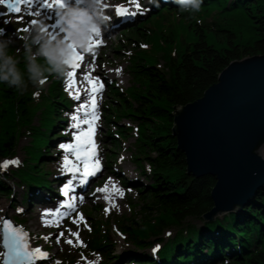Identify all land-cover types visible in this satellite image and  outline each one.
Segmentation results:
<instances>
[{"label": "trees", "instance_id": "1", "mask_svg": "<svg viewBox=\"0 0 264 264\" xmlns=\"http://www.w3.org/2000/svg\"><path fill=\"white\" fill-rule=\"evenodd\" d=\"M169 5L158 6L150 21L130 24L128 34L143 37L148 47L131 48L126 58L134 82L124 91H111L117 96L116 105H108L105 114L107 138L115 150L123 147L132 130L120 124V118L136 124L132 159L137 165L142 160L149 170L146 174L150 183L136 188L143 202L137 206L143 210L142 223L139 228L120 224L121 228L139 249L154 240L159 244L154 256L137 255L142 258L140 264H214L220 257L228 258L230 264H264V185L239 212L197 226L193 218H202L213 206L210 190L215 180L186 173L185 156L171 135L174 106L201 97L229 61L264 54V0H203L201 10L194 15L170 9ZM175 30L182 31L180 39L174 38ZM38 62L44 63L42 59ZM49 79L46 93L34 89V98L23 95L27 88L20 91L0 83L1 90L10 93L4 94L7 107L0 111V159L13 155L20 128L30 135L25 162L8 170L9 174L3 172L4 177L16 178L17 185L26 186V198L35 188H52L44 172V159L51 157L48 145L62 137L58 129L67 97L62 90L56 91L58 80L54 76ZM38 101H42L39 123L33 125V112L28 107ZM113 155L108 154L106 160L110 162ZM119 180L125 184V178ZM3 191L12 194L0 178V193ZM129 203H133L131 198ZM169 227L176 230L163 239L161 233ZM94 244L92 248L101 249L107 243L102 237Z\"/></svg>", "mask_w": 264, "mask_h": 264}, {"label": "rangeland", "instance_id": "2", "mask_svg": "<svg viewBox=\"0 0 264 264\" xmlns=\"http://www.w3.org/2000/svg\"><path fill=\"white\" fill-rule=\"evenodd\" d=\"M138 1L144 5L146 3H150V5L155 4V10H152L153 7L151 6L152 12L138 18L139 23L150 21L157 13V6H162L163 1L168 3L166 5L170 4V9L177 8L174 3L172 4V0H101V6L110 14H113L116 5L129 4L130 7H132L136 6ZM39 2L40 0H37V2L34 0L31 9L22 5L20 14L16 17L7 14L5 8L0 5V35H11L15 39L16 43L14 47L10 49V53H16L17 49L20 50L18 58L21 62L18 67L21 69V72L26 71V68L23 67L22 37L25 34V28L31 29L33 27L32 21H43L51 34L58 36L63 35L61 32V25L56 15L57 9L55 10L53 8L49 10L40 7ZM49 2L51 3L53 0H49ZM71 3H74V0H64L65 5ZM29 11L33 13L39 12L40 15H28L27 13ZM3 13H5V15ZM115 19L118 22L120 21L118 17H115ZM5 20L8 22L6 23ZM5 27L7 28L6 31L4 30ZM147 27L149 28V26ZM168 29L166 30L167 34ZM129 30L130 25L127 24L121 25V27L112 34L105 33V28H103L101 34L96 38L101 43L99 46L94 47L93 53H89L88 50H78L85 59L81 62L80 67L76 69V75L82 70L83 66L86 68V72L82 76L83 80L81 83L75 76L77 82L76 89H69L66 75L60 79L54 76V78L58 80L56 91L62 90L64 92V95L67 97L66 102L68 105H65L60 114L63 117L60 119L61 123L58 132L61 133L62 137H57L55 143L48 145L47 152L51 157L44 159V163L47 167L44 168V172L46 171L49 178L55 180L54 184L56 188H58V191H60L61 186L66 184L70 178V176L68 178L67 175H61L67 171L64 167L65 155H68L69 161H71L69 167H71L72 164L82 166V163L77 161L75 156L71 153H66L60 145L75 142L72 134L75 133L77 129L71 127L73 124L71 117L78 114L77 109H79L81 104L90 103L85 90L90 88L91 85H89L84 77L86 75L90 76L96 82L97 87L102 85V89L94 97L96 105L95 114L97 118L93 121V126L96 132L95 138L98 154L92 160V162L98 164L101 169L93 179L88 180L87 184L83 186V191L74 192L78 201L76 207L72 211H69L64 219H60L57 224L56 218L45 216V213H49L52 210L44 206H39L41 199H36L34 203L27 205L26 200L33 199L26 198L27 188L23 183L17 185L15 183L18 181L16 178L4 177L3 172L9 174L7 172L8 170L15 169L19 163L26 159L25 149L30 144V135L25 134V129L20 128L16 134L15 139L17 140V145L13 155L0 159V178L6 183L7 188L10 187L12 189L13 193L12 196L5 194V191L0 193V221H2L5 214L8 215L12 221L26 231L30 243L32 242L38 245L43 252L48 253V259L38 261L37 264H111L112 261H117V264H140L142 258H137L138 254L146 253L154 256L159 247L154 237H150V240H154L153 243L148 247H144V249H139L130 241L128 233L125 232L126 229L121 228V225L126 227H140L143 210L141 207L137 206H142L143 202H140V196L136 192V188L150 183V180L147 178L148 174H146L149 172L147 165L142 160H140L139 165H137V163L133 161L131 155V150L133 149L132 144L135 139L136 124L126 117L120 118V124L132 129L126 140L122 142V148L115 150L113 148L114 143L111 142V139L107 138L108 127H106L105 123V114L107 113L108 105H116L117 101V96L112 94L111 91L114 89L124 91L134 82L128 68L129 60L126 57L133 46L148 47L143 37L131 36L128 34ZM181 33V30H175L174 38L176 40L180 39ZM220 43L221 42L218 44ZM159 62L162 64V61ZM70 70L71 69L68 68V71ZM50 84L51 80L49 77L39 86H33L31 83H28L27 90L23 95L34 98V89H37L38 92L42 91L46 93ZM1 88H3V86L0 85V111L7 107L4 94H10L2 91ZM76 90L82 94L79 100L73 98L72 93ZM56 99H58V96ZM41 105L42 101H38L37 105L28 107L29 111L33 112V125H38L39 123V110L41 109ZM2 113L4 112L2 111ZM17 114L20 115V111H18ZM79 115L81 119L85 118L82 112L79 113ZM87 127V124L81 125V128L84 130H86ZM108 154H114V159L112 158L110 162L106 160ZM13 160L18 163H9L7 168L2 167L5 161L11 162ZM121 177L125 178V184L120 182L119 179ZM82 178V173L76 175L79 184H81ZM57 196L56 202L58 203L61 195L58 193ZM130 198L133 200V203H129ZM26 206L31 207L28 208L27 212L21 214V211ZM225 214L217 217L221 218ZM81 217L83 219H81ZM36 218H39V223H41L45 229H43L41 225L33 223ZM45 221H47V226L45 225ZM73 221H76V223H73ZM203 221L202 218H193L192 220L197 226H202ZM51 225H57L59 228H46ZM97 225L100 227V232L95 231ZM175 230V227L164 229L161 233L162 238H170L171 235L169 236L168 234L174 233ZM34 232H39V235H36ZM61 232L64 233L63 236H59ZM72 233H77L78 236H74ZM44 237H48V239L45 240ZM57 237H59V242H57ZM102 237L106 240V245H109V247L105 245L101 249L92 248L91 246L95 247L94 243L96 240H101ZM68 240H71L72 244L67 243L66 241ZM30 247L33 248V245H30ZM92 257H94V259H91ZM224 259L228 260V258ZM222 261L224 260L220 257L216 259L214 264H219V262L222 264Z\"/></svg>", "mask_w": 264, "mask_h": 264}, {"label": "water", "instance_id": "3", "mask_svg": "<svg viewBox=\"0 0 264 264\" xmlns=\"http://www.w3.org/2000/svg\"><path fill=\"white\" fill-rule=\"evenodd\" d=\"M171 116V135L185 156L186 173L215 179L213 206L202 219L240 211L264 185V160L256 154L264 144V54L229 61L201 97L174 106ZM3 219L23 229L8 215Z\"/></svg>", "mask_w": 264, "mask_h": 264}, {"label": "clouds", "instance_id": "4", "mask_svg": "<svg viewBox=\"0 0 264 264\" xmlns=\"http://www.w3.org/2000/svg\"><path fill=\"white\" fill-rule=\"evenodd\" d=\"M172 3L179 12L194 15L201 10L203 0H172ZM56 15L62 36L51 34L43 21H36L25 31L22 37L25 72L18 67L20 50L10 53L15 39L11 35H0V83L23 91L28 83L39 86L49 76L63 78L74 49L87 51L93 37L101 34L108 19L102 11L101 0H74V3L58 8ZM41 59L44 63L38 62ZM256 154L264 160V144L256 149ZM222 264H230V261L225 259Z\"/></svg>", "mask_w": 264, "mask_h": 264}, {"label": "snow or ice", "instance_id": "5", "mask_svg": "<svg viewBox=\"0 0 264 264\" xmlns=\"http://www.w3.org/2000/svg\"><path fill=\"white\" fill-rule=\"evenodd\" d=\"M34 0H0V5H5L9 12L19 13L21 11L20 5H24L25 7L31 9L32 3ZM37 2V0H36ZM40 7L46 9L53 8H62L65 6L64 0H53V2H49V0H40ZM139 10V5L136 6ZM115 12L119 16L126 15H134L135 13H129L127 9H123L120 6H117ZM5 15V13H3ZM28 15H36L39 16V12H31L27 13ZM7 23L8 21L5 20ZM36 21H32L34 24ZM30 30L29 28H25L24 31ZM99 36L97 33L96 36L93 37L88 52L93 53L94 47L99 46L101 43L98 39ZM85 57L82 56L77 50L74 49L73 55L68 63V67L71 69L67 72L66 76L68 79L69 89H76L77 82L75 80L76 69L80 67L81 62L84 61ZM85 80L88 81L90 88L86 89V95L90 103L81 104L79 109H77L76 115L71 117L73 124L71 127L77 129L75 133H73L74 143L70 144H61L60 147L65 150L66 153H71L76 157L77 161H80L84 165V171L82 176L86 178L87 176L95 175L96 171H98V167H93L91 169L88 168L89 159L93 157V154L89 152V149L93 147V135H94V126L93 121L97 118L95 114V95L102 89V85L99 87L96 86V82L90 77L85 76ZM73 98L76 100L80 99V93L78 90L74 91ZM83 113L84 119H81L79 113ZM82 124H87L88 127L86 130L81 128ZM9 163L16 164L17 161L13 160L11 162L5 161L3 164V168H7ZM98 163V162H97ZM71 161H69L68 155L64 157V167L69 172H78L80 168L74 164L71 167L69 165ZM69 190V186L65 187V193L67 194ZM99 191V190H98ZM67 208H73V203H67L63 205ZM45 216H52L57 219V224L59 220L62 219L60 215L59 209L52 213H45ZM81 219H83L81 217ZM76 223V221H73ZM45 225L47 226V221H45ZM64 233L61 232L59 236H63ZM74 236H78L77 233H72ZM45 240L48 237H44ZM57 242H59V237H57ZM69 244H72L71 240L66 241ZM48 259V253L43 252L40 248H32L28 244V236L27 233L23 231V229L14 227L10 221L7 219H3L0 221V264H37L38 261H43Z\"/></svg>", "mask_w": 264, "mask_h": 264}, {"label": "bare ground", "instance_id": "6", "mask_svg": "<svg viewBox=\"0 0 264 264\" xmlns=\"http://www.w3.org/2000/svg\"><path fill=\"white\" fill-rule=\"evenodd\" d=\"M166 4H168L167 2H164L163 1V3H162V5H166ZM232 4V3H231ZM137 5H139V10L137 9ZM137 5L136 6H132L131 7V9H132V11H134V12H136V13H138L139 14V16H142V15H145V14H147V13H150V12H152V10H155V4H151L150 5V3H146L145 5L144 4H141L139 1L137 2ZM226 5V4H225ZM151 6L154 8H152V10H151ZM231 6V5H230ZM158 7V6H157ZM226 7V6H225ZM55 10L56 9H58V8H54ZM157 9V8H156ZM102 11L104 12V14H105V16L108 18L107 19V22H106V25H105V33H107V34H112V33H114L118 28H120L121 27V22H118L116 19H115V17H114V15L111 13H109L107 10H105L104 8H102ZM82 67V66H81ZM86 72V68L83 66L82 67V70L76 75V78L77 79H79V81H80V83L82 82V80H83V78H82V76L84 75V73ZM80 95H82V94H80ZM22 151V150H21ZM29 152V151H28ZM25 157V156H24ZM41 157V156H40ZM45 157V156H44ZM47 159V158H46ZM25 162V161H24ZM37 166V165H36ZM35 166V167H36ZM31 167H34V166H31ZM31 171V170H30ZM34 171V170H33ZM46 172V171H45ZM48 172H49V170H48ZM60 175V174H59ZM61 175H66V173L64 172V173H62ZM60 175V176H61ZM69 176H70V178L71 179H73V186H74V190H81V191H83V185L82 184H79L78 182H77V179H76V175H77V172L75 173V174H68ZM68 176V177H69ZM209 176V175H208ZM212 177V176H211ZM69 178V179H70ZM215 180V179H214ZM262 187V186H261ZM257 189H259V187L257 188ZM13 194V193H12ZM12 194H11V196H12ZM57 194H58V192L56 193V195H55V198L53 199V202L55 203L56 202V198L58 197L57 196ZM42 195L46 198V200H48L47 199V193L46 192H43L42 193ZM38 196H41L40 194L38 195ZM31 199H33V200H26L27 202V205H31V203H34V201H36V199H38V197H31ZM14 200V199H13ZM22 200H23V197H22ZM47 203H49V201H46ZM12 203V202H11ZM45 204H44V202L43 201H41L40 202V204H39V206H44ZM29 207H31V206H26L25 208H23V210L21 211V214H24L25 212H27L28 211V208ZM239 212V211H238ZM223 214V213H222ZM222 214H219V215H222ZM219 215H217V216H219ZM215 217V218H213V219H217L218 217ZM224 216V215H223ZM223 216L221 217V218H223ZM47 218V217H46ZM221 218H219V219H221ZM25 219V218H24ZM23 219V220H24ZM34 224H39V225H41L42 226V224L41 223H39V218H36V219H34V222H33ZM43 227V226H42ZM47 229H58L59 228V226H57V225H51V226H48V227H46ZM43 229H45L44 227H43ZM36 235H39V232H34ZM29 245H33V247H35V246H37L36 244H34V243H30L29 242ZM106 247H109V245H107ZM137 247V246H136ZM161 247V246H160ZM137 248H139V247H137ZM144 249V248H143ZM115 254V253H114ZM221 256V255H220ZM91 259H94V257H92ZM113 262V261H112ZM112 264V263H111Z\"/></svg>", "mask_w": 264, "mask_h": 264}]
</instances>
